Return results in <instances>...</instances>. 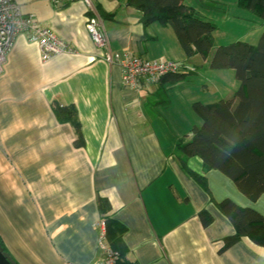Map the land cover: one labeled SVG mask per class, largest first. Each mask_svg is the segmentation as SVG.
I'll return each mask as SVG.
<instances>
[{
  "label": "crops",
  "instance_id": "crops-1",
  "mask_svg": "<svg viewBox=\"0 0 264 264\" xmlns=\"http://www.w3.org/2000/svg\"><path fill=\"white\" fill-rule=\"evenodd\" d=\"M14 1L72 47L42 61L38 44L17 34L0 74V240L14 261L98 263L96 222L104 199V213L125 227L127 263L264 264V245L247 236L224 245L235 228L216 205L228 197L264 214V195L249 200L226 175L205 170L200 157L176 151L200 124L192 103L233 93L208 83L190 89L188 79L203 58H187L170 27L144 26L141 12L125 0H91V11L81 0ZM210 1L215 7L202 9L199 0H183L209 20L219 10L233 27L250 14L236 0ZM92 13L101 18L113 51L180 60L195 71L174 84L125 85L120 64L106 63L86 30ZM204 87L213 90L211 97ZM67 111L78 121L79 144L73 122L62 119ZM203 209L211 216L207 226L199 217Z\"/></svg>",
  "mask_w": 264,
  "mask_h": 264
},
{
  "label": "trees",
  "instance_id": "trees-1",
  "mask_svg": "<svg viewBox=\"0 0 264 264\" xmlns=\"http://www.w3.org/2000/svg\"><path fill=\"white\" fill-rule=\"evenodd\" d=\"M125 4L141 12L144 26L157 22L170 27L187 58L198 54L206 59L211 53V68L234 71L239 85L230 96L213 102L192 103V111L200 119V124L193 125L191 138L180 140L176 151L186 158L200 157L205 170L214 169L226 175L249 200L264 195V32L256 44L237 39L213 49V33L218 26L183 0H125ZM199 5L215 7L210 0H199ZM236 5L264 22V0H236ZM100 14L104 18L113 17V13L101 11ZM193 71L195 69L184 63L180 71L164 75L157 83L174 84ZM159 92L164 94V87ZM72 115L73 112L67 111L62 119L73 122L78 132L76 144H79V124ZM181 161L189 176L206 188L205 179L186 168L185 160ZM98 204L103 212L100 218L106 222L107 241L121 256L119 264H130L123 260L125 227L104 213L109 209L107 201L99 199ZM216 205L235 228L233 234L223 238L225 246L243 236L264 245V214L250 206H239L228 197L216 201ZM199 217L204 226L211 222L205 209L199 212Z\"/></svg>",
  "mask_w": 264,
  "mask_h": 264
},
{
  "label": "built area",
  "instance_id": "built-area-1",
  "mask_svg": "<svg viewBox=\"0 0 264 264\" xmlns=\"http://www.w3.org/2000/svg\"><path fill=\"white\" fill-rule=\"evenodd\" d=\"M54 5L73 2L75 0H48ZM83 1L88 9H93L91 0ZM86 30L93 43L102 50V59L112 64L117 62L122 69V81L125 85L139 87L140 84L157 83L164 75L175 73L184 67V63L175 59H148L132 54L129 51L117 52L110 47L109 39L97 13L90 14L86 19ZM24 34L28 41L36 42L39 47L40 58L48 61L53 57L71 51L69 43L61 39L55 31L42 25L34 14H22L14 0H0V74L6 62L17 34ZM98 229L97 247L99 260L96 264H119L121 256L113 248L106 237V222L100 218L96 222ZM64 264H75L66 261Z\"/></svg>",
  "mask_w": 264,
  "mask_h": 264
},
{
  "label": "rangeland",
  "instance_id": "rangeland-1",
  "mask_svg": "<svg viewBox=\"0 0 264 264\" xmlns=\"http://www.w3.org/2000/svg\"><path fill=\"white\" fill-rule=\"evenodd\" d=\"M228 5L226 6V9H229ZM212 12L213 13L210 15L212 18L211 21L215 22L216 25L218 26L217 30L213 33L214 35L213 49L220 44L229 43L236 39L245 40L250 42L251 44H256L261 33L264 32V22L257 19V17H255L248 11L247 13L250 14H248L247 20L243 24H240L239 27L236 26L233 27V25L223 22L222 20L223 14L220 13L219 10H216V12L214 11ZM210 55L207 57V59H203V61H201L202 64L198 67L197 73L193 74L192 78L188 79V85H190V89L196 90L195 89L196 87L201 88L202 84L208 83L209 87L219 89L223 92H226V90H231L232 92H234L239 85V82L237 81L234 75V71L232 69L211 68L209 66ZM203 89L205 92L206 91L205 87ZM204 95L211 97L213 95V90H210V92ZM223 95L227 96L228 94L227 95L223 94ZM187 139L188 138L186 137V140Z\"/></svg>",
  "mask_w": 264,
  "mask_h": 264
},
{
  "label": "water",
  "instance_id": "water-1",
  "mask_svg": "<svg viewBox=\"0 0 264 264\" xmlns=\"http://www.w3.org/2000/svg\"><path fill=\"white\" fill-rule=\"evenodd\" d=\"M0 264H17L10 254L4 249L0 240Z\"/></svg>",
  "mask_w": 264,
  "mask_h": 264
}]
</instances>
